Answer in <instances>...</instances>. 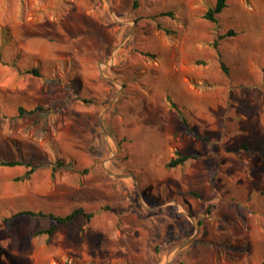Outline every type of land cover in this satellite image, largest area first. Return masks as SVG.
<instances>
[{
    "label": "rangeland",
    "instance_id": "1",
    "mask_svg": "<svg viewBox=\"0 0 264 264\" xmlns=\"http://www.w3.org/2000/svg\"><path fill=\"white\" fill-rule=\"evenodd\" d=\"M134 1L0 0V159L39 166L0 167V218L96 212L0 220V264H109L140 224L119 264H264V0Z\"/></svg>",
    "mask_w": 264,
    "mask_h": 264
},
{
    "label": "trees",
    "instance_id": "2",
    "mask_svg": "<svg viewBox=\"0 0 264 264\" xmlns=\"http://www.w3.org/2000/svg\"><path fill=\"white\" fill-rule=\"evenodd\" d=\"M228 3H229V0H216L215 4L208 8V10L204 13L203 17L207 19L208 21L217 23L219 21L220 14L223 13L224 10L228 7ZM134 5L135 7H138L139 0H135ZM159 16H169L174 19H177V16L175 15L173 11H163L159 14ZM156 17L157 16H153V18H156ZM157 26L159 29L167 31L169 34L171 33V31L166 29L161 23H157ZM226 35L233 36L235 34L232 30H230ZM223 37H226V36H222V38ZM214 45L216 48H218L219 46L218 40L214 42ZM2 61H3V56L0 53V62ZM221 65H222V68L226 72L229 71L228 67L226 66L224 62H221ZM26 71L36 76L42 75L38 67L28 68L26 69ZM167 100L170 103V105L179 112L180 117L182 118L183 122L191 130L190 123L187 117L185 116L184 111L180 108L178 103H176L173 100L170 94L167 95ZM43 109H44L43 107H36L34 110H29V112H34V111L43 110ZM19 111L21 115H24L26 112H28V110L24 107H20ZM198 157L199 156L196 154L184 153V152H181L180 150H176L174 157L167 163V165L170 168H176L178 166L184 165L188 160L196 159ZM24 165H27L28 169L22 176H19L17 178L21 180L30 179L33 176V174L37 171L39 166H35L32 164H25L23 161H20V160H1L0 159V167H16V166H24ZM67 165H71V164H66L63 160H59L53 166V170L56 171L58 167H66ZM84 171L87 173L88 169H85ZM195 195L199 196L197 193H195ZM23 215L41 217V218L50 217L51 219H53L55 222L51 227L41 229L38 232L39 234H46L48 236H51L58 229L59 225H69L79 216H83L87 219V221H91L93 217L96 215V212L88 211L84 207H77L65 215H58V214L51 213V212H45L43 210L22 209L16 213H13L11 216H5L3 218H0V220L9 221L12 218H16V217L23 216Z\"/></svg>",
    "mask_w": 264,
    "mask_h": 264
},
{
    "label": "crops",
    "instance_id": "3",
    "mask_svg": "<svg viewBox=\"0 0 264 264\" xmlns=\"http://www.w3.org/2000/svg\"><path fill=\"white\" fill-rule=\"evenodd\" d=\"M81 217V216H79ZM118 217V216H117ZM123 219H126L128 221L129 217L126 218L123 214ZM76 220V219H75ZM74 220V221H75ZM141 223V222H140ZM106 227L100 228V233H103ZM127 230V233L122 229H118L120 238H123V236H127L126 243H120L118 245V250L111 252L109 256V264H119L118 261H125L126 259H129L131 261H139L143 257V242L148 241L149 238V231L147 228L142 227L140 224L138 227L135 228H129L126 226L125 228ZM112 250V249H111ZM100 257V256H99ZM101 259H106L105 256L100 257Z\"/></svg>",
    "mask_w": 264,
    "mask_h": 264
}]
</instances>
